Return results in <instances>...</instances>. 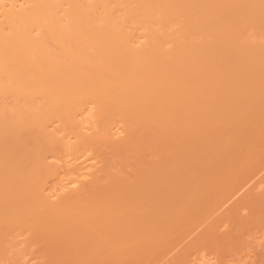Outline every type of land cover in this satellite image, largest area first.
<instances>
[{"label": "bare ground", "instance_id": "obj_1", "mask_svg": "<svg viewBox=\"0 0 264 264\" xmlns=\"http://www.w3.org/2000/svg\"><path fill=\"white\" fill-rule=\"evenodd\" d=\"M263 171L264 0H0V264H157Z\"/></svg>", "mask_w": 264, "mask_h": 264}, {"label": "rangeland", "instance_id": "obj_2", "mask_svg": "<svg viewBox=\"0 0 264 264\" xmlns=\"http://www.w3.org/2000/svg\"><path fill=\"white\" fill-rule=\"evenodd\" d=\"M117 136L118 137L122 136V133L117 134ZM93 159L94 160L89 163L96 164L97 168H100L102 166V162H100L99 159L97 158H93ZM49 160L51 161L55 159L52 158ZM56 161L58 160H55L54 163H57ZM59 161H60L62 168L65 167V164L69 163V165H66L68 167L63 169L66 171L67 170L75 171L74 168L77 165L81 164L80 161L79 162L75 161L73 160L72 157L64 158ZM62 164H64V166ZM83 167L85 168L86 166H83ZM63 170L61 172H63ZM88 170L89 169H87L86 171ZM89 171L91 173L93 172L95 173L96 170L95 168H93V169H90ZM101 176L103 175H101V173H98V177H101ZM86 179L89 180V179H92V177H86ZM240 191H238V193L240 194L237 193L238 195L234 196L235 198L233 197L232 201L230 200L231 202L227 203V205H225L218 212H215L213 216L209 217L210 219L207 218L206 221L202 220L203 222L205 221V223L201 222V226L198 227V229H196L193 233H191L180 247L173 250L168 256H166L162 261H160L157 264H175L173 259L180 253V251L186 248L188 245H190L193 241L198 239L201 233L207 227H209L210 225H213L214 223H218L217 231L219 232L220 235L222 236L229 235V233L234 230V223L229 217L225 218L223 217V215L227 213L230 209H232L234 205L237 206L238 208L237 216L240 215L238 217H242V219L244 218V220L245 219L247 220V218L250 216L252 217L251 215L252 211H250L251 209H249V208H252V206L249 207L248 205H246L244 202V199L250 195H255L259 197L264 195V171L260 173V175L257 176L252 182H250L247 188L246 187L242 188V191L241 192ZM262 222H264V220ZM241 228L239 229V233L243 231L244 227L242 228V230ZM247 228H246L247 230L245 229V231L241 232L240 235H238V233L236 232H234V234L231 235V236L233 235L236 236L235 238H233L235 245H229L224 252H221V251L217 252L215 247L209 244L207 247L203 246V247L197 248L196 251L192 250L188 261L182 264H264V223H258V225L254 224L252 227L249 226ZM217 247L219 249L221 248L220 245H217ZM27 260L28 261L32 260V257L28 256ZM37 262L38 260H35V261L33 260L30 264H33V263L36 264Z\"/></svg>", "mask_w": 264, "mask_h": 264}]
</instances>
